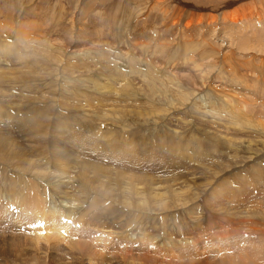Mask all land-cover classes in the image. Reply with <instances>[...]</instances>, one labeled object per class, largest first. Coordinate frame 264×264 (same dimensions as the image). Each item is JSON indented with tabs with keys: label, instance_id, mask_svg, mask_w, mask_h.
I'll list each match as a JSON object with an SVG mask.
<instances>
[{
	"label": "rangeland",
	"instance_id": "rangeland-1",
	"mask_svg": "<svg viewBox=\"0 0 264 264\" xmlns=\"http://www.w3.org/2000/svg\"><path fill=\"white\" fill-rule=\"evenodd\" d=\"M0 68V264H264V0H0Z\"/></svg>",
	"mask_w": 264,
	"mask_h": 264
},
{
	"label": "bare ground",
	"instance_id": "bare-ground-1",
	"mask_svg": "<svg viewBox=\"0 0 264 264\" xmlns=\"http://www.w3.org/2000/svg\"><path fill=\"white\" fill-rule=\"evenodd\" d=\"M28 10H29V9H28ZM30 12H31V11H30ZM188 23H189V22H188ZM188 23H187V24H188ZM56 55H57V54H56ZM1 61H2V60H1ZM1 69H2V68H0V70H1ZM254 72H255V71H254ZM38 74H39V73H38ZM114 84H115V83H114ZM3 122H4V121H3ZM9 124H10V123H9ZM0 130H1V129H0ZM31 130L34 132V136L37 137L38 139L41 138V136L45 137L46 134L44 135V133L47 132V131H41V132H39V131H35V130H33V129H31ZM31 130H30V131H31ZM28 133H29V132H28ZM29 134H31V132H30ZM47 135H48V134H47ZM0 136H1V135H0ZM2 136H3V137H2V139L0 140V145H1L2 143H5L7 146H6L5 149L2 150V151L4 152V156H0V159L2 160L3 157H4V159H5V158H7V159L9 158L8 160H10V161H7V160L5 159V160L7 161L6 164H9L8 162H11V163H12L11 160L13 159L14 156H20V155L22 154V152L20 151V150H21V149H20L21 147H19L17 144H16V145L18 146V147H16L17 149H16L15 147H13V145L11 144V143H13V142H11V143L9 142V140H10V136H9V135H7V136H9V139H8L7 137L4 136V133H2ZM26 136H27V135H26ZM28 136H29V135H28ZM30 137H31V136H30ZM27 138H28V137H27ZM28 139H29V138H28ZM24 140H25V139H24ZM29 141H30V140H29ZM41 142H42V141H41ZM256 142H257V141H256ZM13 144H14V143H13ZM14 145H15V144H14ZM16 145H15V146H16ZM30 145H31V144H30ZM33 145H34V144H33ZM143 145H144V144H143ZM39 146H40V145H39ZM32 147L34 148L35 146H32ZM18 148H19L20 150H18ZM90 148H91V147H90ZM0 152H1V151H0ZM0 154H1V153H0ZM62 156H63V155H60V157H62ZM1 157H2V158H1ZM10 157H12V158H10ZM4 159H3V160H4ZM13 161H14V159H13ZM31 161H32V160H30V162H31ZM33 161H34V160H33ZM16 162H17V161H16ZM30 162H28V164H29ZM39 162H40V161H39ZM4 163H5V161H4ZM11 163H10V164H11ZM25 163H26V162H25ZM25 163H24L23 165H25V166L28 165L27 163H26V164H25ZM31 163H32V162H31ZM31 163H30V164H31ZM78 163H79V162H78ZM13 164H14V162H13ZM33 164H34V163H33ZM11 165H12V164H11ZM15 165H16V163H15ZM13 166H14V165H13ZM30 166H31V165H30ZM32 166H35V164L32 165ZM32 166H31V167H32ZM40 166H41V165H40ZM22 167H23V166H22ZM26 167H27V166H26ZM26 167H24V168H26ZM27 168H28V167H27ZM27 168H26V170H27ZM32 168H33V167H32ZM32 168H31V169H32ZM13 169H14V168H13ZM29 169H30V167H29ZM29 169H28V170H29ZM22 170H23V169H22ZM24 170H25V169H24ZM78 170L81 171V173H78L79 176H80V178H82V179H84V180H87V181L90 182L91 180H92V181H95L96 178H98V177H96L95 173L91 172V171L87 168V166L84 165L83 163H81V164L79 165ZM32 171H33V169L31 170V172H32ZM34 171H35V170H34ZM45 171H46V170H45ZM25 172L27 173V171H25ZM23 173H24V172H23ZM28 173H29V171H28ZM32 173H33V172H32ZM45 173H46V172H45ZM34 174H35V172H34ZM91 174H92V175H91ZM193 174H194V173H193ZM251 174H252V173H251ZM261 174H262V173H261ZM30 176H31V175H30ZM31 177L33 178V177H35V176H31ZM177 177H178V176H177ZM190 177H191V176H190ZM36 178H37V177H36ZM36 178H35V179H36ZM182 178H183V177H182ZM185 178H186V177H185ZM185 178H184V179H185ZM33 179H34V178H33ZM35 179H34V180H35ZM38 179H39V178H38ZM99 179H100V178H98V180H99ZM226 179H227V178H226ZM24 180H25V179H24ZM189 180H190V179H189ZM205 180H206V179H205ZM87 181H86V182H87ZM168 181H169V180H168ZM173 181H174V180H173ZM186 181H187V180H186ZM16 182H17V181H16ZM25 182H26V181H25ZM165 182H166V181H165ZM177 182H178V181H177ZM27 183H28V182H27ZM93 183H94V182H93ZM198 183H199V182H198ZM16 184H17V183H16ZM20 184H21V183H20ZM88 184H91V185H92L91 182L88 183ZM88 184H87V185H88ZM103 184H104V183H103ZM188 184H189V182H188ZM208 185H209V184H208ZM215 185H216V184H215ZM222 185H223V184H222ZM92 186H93V185H92ZM100 186H102V185H100ZM183 186H184V185H183ZM27 187H29V185H28ZM27 187H26V188H27ZM32 187H33V186H32ZM36 187L38 188V186H36ZM88 187H89V186H88ZM95 187H98V186H95ZM95 187H94V188H95ZM171 187H172V186H171ZM173 187H174V186H173ZM184 187H185V186H184ZM190 187H191V186H190ZM205 187H206V186H205ZM30 188H31V187H30ZM27 189H28V188H27ZM27 189H26V191H27ZM34 189H35V188H34ZM91 189H92V188H91ZM99 189H100V188H99ZM173 189H174V188L171 189V192L173 191ZM175 189H177L176 186H175ZM183 189H184V188H183ZM188 189H189V188H188ZM200 189H201V188H200ZM35 190H36V189H35ZM35 190H34V191H35ZM180 190H181V189H180ZM180 190H179V191H180ZM186 190H187V189H184V191H186ZM221 190H222V189H221ZM29 191H30V190H28L27 192L29 193ZM36 191H37V190H36ZM92 191H93V190H92ZM121 191H122V190H121ZM127 191H129V189H128ZM174 191H176V193H178L177 190H174ZM184 191H183V192H184ZM205 191H206V189H205ZM123 192H124V191H123ZM181 192H182V191H181ZM18 193H19V192H18ZM127 193H128V192H127ZM172 193H174V192H172ZM172 193H171V194H172ZM176 193H175V195H176ZM30 194H31V193H30ZM35 194H36V193H35ZM161 194H162L161 192H154V193H153V195H156V196H155L156 199H157V195L159 196V195H161ZM24 195H25V193H24ZM27 195H28V194H27ZM175 195H174V197L176 198L177 195H176V196H175ZM178 195H179V194H178ZM28 196H29V195H28ZM28 196H27V197H28ZM33 196H34V194H33ZM171 196H172V195H171ZM181 196L183 197V195H181ZM30 197H31V196H30ZM30 197H29V198H30ZM149 197L151 198V195H150ZM155 197H154V198H155ZM172 197H173V196H172ZM33 198H34V200H35L36 197H33ZM177 198H178V197H177ZM27 199H28V198H27ZM156 199H155V200H156ZM171 199H172V198H171ZM179 199H182V198H179ZM183 199H184V197H183ZM186 199H190V198H185L184 200H186ZM22 200H23V199H22ZM29 200L31 201V199H29ZM29 200H27V201H29ZM32 200H33V199H32ZM34 200L31 201V204L34 203V202H36V203L39 202L38 200H36V201H34ZM41 200H42V199H41ZM136 200H137V199H136ZM173 200H174V199H173ZM173 200H172V201H173ZM37 201H38V202H37ZM188 201H189V200H188ZM190 201H192V200H190ZM161 203H162V201H158V202L156 201V204H157L158 206H160ZM174 203H175V201H174ZM174 203H173V204H174ZM173 204H171V205H173ZM192 204H193V203H192ZM38 205H41V201H40V203H38ZM38 205H37V206H34V207H36V208H37V207L41 208V207L38 206ZM162 205H163V203L161 204V206H162ZM176 205H177V204H176ZM176 205H175V206H176ZM179 205H180V204H179ZM190 205H191V204H190ZM30 207H31V206H30ZM34 207H33V208H34ZM171 207H172V206H171ZM177 207H178V206H177ZM180 207H181V206H180ZM183 207H184V206H183ZM189 207H190V206H189ZM22 208H23V207H22ZM25 208H26V207H25ZM31 208H32V207H31ZM174 208H175V207H174ZM167 209H168V208H167ZM28 210H29V209H27V211H28ZM31 211H32V210H31ZM38 211H39V210H38ZM38 211H36V212H38ZM164 211H165V210H164ZM166 211H167V210H166ZM29 213H30V211H29ZM32 215H33V214H32ZM134 219H135V218H134ZM165 220H166V219H165ZM51 228H52V227H51ZM238 232H239V231H238ZM142 242H143V241H142ZM134 243H135V242H134ZM255 248H256V247H255ZM122 255H123V254H122ZM229 257H230V256H229ZM145 259H146V258H145ZM160 261H161V260H160Z\"/></svg>",
	"mask_w": 264,
	"mask_h": 264
}]
</instances>
